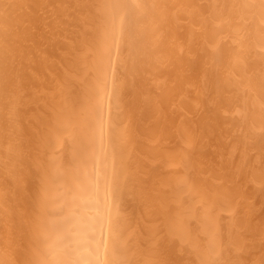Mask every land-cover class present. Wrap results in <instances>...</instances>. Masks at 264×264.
<instances>
[{
  "label": "bare ground",
  "instance_id": "1",
  "mask_svg": "<svg viewBox=\"0 0 264 264\" xmlns=\"http://www.w3.org/2000/svg\"><path fill=\"white\" fill-rule=\"evenodd\" d=\"M0 264H264V0H0Z\"/></svg>",
  "mask_w": 264,
  "mask_h": 264
}]
</instances>
